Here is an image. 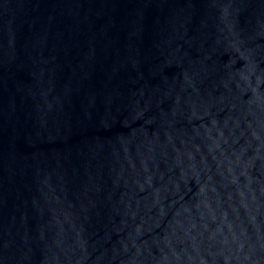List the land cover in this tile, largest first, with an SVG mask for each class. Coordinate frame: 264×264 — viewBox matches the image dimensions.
<instances>
[{
  "label": "water",
  "instance_id": "obj_1",
  "mask_svg": "<svg viewBox=\"0 0 264 264\" xmlns=\"http://www.w3.org/2000/svg\"><path fill=\"white\" fill-rule=\"evenodd\" d=\"M0 264H264V0H0Z\"/></svg>",
  "mask_w": 264,
  "mask_h": 264
}]
</instances>
